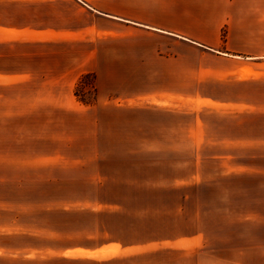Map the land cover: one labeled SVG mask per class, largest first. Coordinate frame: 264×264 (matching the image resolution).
Segmentation results:
<instances>
[{
	"label": "crops",
	"instance_id": "0c3cea01",
	"mask_svg": "<svg viewBox=\"0 0 264 264\" xmlns=\"http://www.w3.org/2000/svg\"><path fill=\"white\" fill-rule=\"evenodd\" d=\"M137 1L126 7L118 0L116 13L83 10L163 33L193 51L175 55L185 64L168 75L181 80L173 94L198 98L199 167L164 187L183 196L163 200L143 198V177H127L136 169L103 175L102 158L85 166L95 170L91 177L59 161L32 165L72 158L62 151L80 141L72 120L79 126L96 107L73 96L80 74L63 77L59 96L50 85L34 109L11 113L15 176L2 185L11 198H0V264H264V0ZM69 132L75 135L63 136ZM64 181L75 187L70 197L56 188ZM148 188L159 190V182ZM161 202L171 208L163 211Z\"/></svg>",
	"mask_w": 264,
	"mask_h": 264
},
{
	"label": "rangeland",
	"instance_id": "374dc122",
	"mask_svg": "<svg viewBox=\"0 0 264 264\" xmlns=\"http://www.w3.org/2000/svg\"><path fill=\"white\" fill-rule=\"evenodd\" d=\"M70 1L0 0V198H11V188L2 185L15 176L11 171V113L34 109L37 98L46 92L41 89L50 85L59 96L60 83H67L63 77L75 74H80L73 85L76 101L96 106L81 116L79 126L72 120L80 141L71 147L65 144L62 151L76 158L42 159L41 163L31 159L30 163L78 165L82 174L91 177L95 170L85 166H95L92 162L102 158L107 166L103 175L108 178L118 176L114 167L127 172L136 169L127 177H143V198H180L182 190L174 194L166 190L169 184L182 182L178 180L185 169L194 173L199 167L198 98L173 94L181 80L168 74L185 64L175 55L193 51L163 33L104 15L94 17L83 10L92 7L116 13L118 0H75L82 8ZM164 1L154 0V5L161 7ZM124 2L126 7L138 3ZM140 5L145 7V0ZM46 113L67 121L66 116ZM157 181L159 190L148 188ZM56 188L58 193L64 191L63 197H70L75 187L64 181ZM48 192L52 195L55 189ZM158 208L167 212L171 207L161 202Z\"/></svg>",
	"mask_w": 264,
	"mask_h": 264
}]
</instances>
